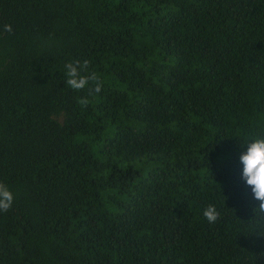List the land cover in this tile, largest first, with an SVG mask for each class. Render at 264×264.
<instances>
[{"label":"trees","instance_id":"1","mask_svg":"<svg viewBox=\"0 0 264 264\" xmlns=\"http://www.w3.org/2000/svg\"><path fill=\"white\" fill-rule=\"evenodd\" d=\"M257 136L264 0H0V264H264Z\"/></svg>","mask_w":264,"mask_h":264},{"label":"clouds","instance_id":"2","mask_svg":"<svg viewBox=\"0 0 264 264\" xmlns=\"http://www.w3.org/2000/svg\"><path fill=\"white\" fill-rule=\"evenodd\" d=\"M3 31L13 34V28L10 24L3 26ZM90 62L79 59L68 62L64 65L65 84L68 88L80 92L91 83L89 95L99 94L102 90V82L99 75L93 70L89 72ZM81 105H87V98L78 99ZM242 151L239 156L240 163L243 165L242 180L247 187L251 188L253 199L258 202L254 207V212L264 214V136L250 138L240 144ZM14 202V196L10 189L3 183H0V212L7 213L11 210ZM203 218L214 225L220 219L221 213L214 204H209L203 209Z\"/></svg>","mask_w":264,"mask_h":264}]
</instances>
